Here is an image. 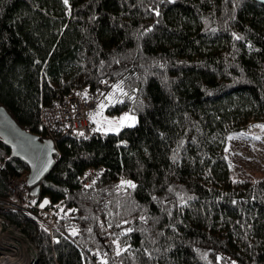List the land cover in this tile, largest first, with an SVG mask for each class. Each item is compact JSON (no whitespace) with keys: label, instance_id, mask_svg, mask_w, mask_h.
Returning a JSON list of instances; mask_svg holds the SVG:
<instances>
[{"label":"trees","instance_id":"16d2710c","mask_svg":"<svg viewBox=\"0 0 264 264\" xmlns=\"http://www.w3.org/2000/svg\"><path fill=\"white\" fill-rule=\"evenodd\" d=\"M73 88L102 90L106 114L137 122L54 135L59 154L34 199L61 204L56 240L3 212L36 244L31 264H264V178H232L224 153L230 134L264 130V5L0 0V104L42 139L41 108ZM1 162L3 199L28 169L0 140Z\"/></svg>","mask_w":264,"mask_h":264},{"label":"built area","instance_id":"2783aa9c","mask_svg":"<svg viewBox=\"0 0 264 264\" xmlns=\"http://www.w3.org/2000/svg\"><path fill=\"white\" fill-rule=\"evenodd\" d=\"M105 93L102 90L91 94L86 88H73L67 94L59 99H56L50 106L42 107L40 110V124L44 129V137L53 139L57 132L69 130L73 134L89 137L97 132L98 128L92 125L91 112L95 111L99 105L102 96ZM3 168V162L0 163V169ZM103 170L102 165H97L86 169L83 174L78 177V183L82 187H89L100 176ZM27 173L20 176L12 177L9 180L8 191L5 198L0 199V210L20 212L21 214L32 218L36 225L43 231L53 242V232L55 223L59 217H64V213H57L58 205L47 206L49 211H43L39 207V201H36L29 193L26 186ZM45 206V207H46ZM45 209V208H44ZM53 209V210H51ZM48 210V209H45ZM0 211V261L3 257H10L16 264H30L36 255L29 254L26 249L32 246L31 242L24 244L25 240L21 241L17 237H27L22 231V228L16 227L15 223H9L5 219V214ZM13 230V237L5 233L6 230ZM14 241H13V240ZM56 240V239H55ZM22 253V258L18 253Z\"/></svg>","mask_w":264,"mask_h":264},{"label":"rangeland","instance_id":"374dc122","mask_svg":"<svg viewBox=\"0 0 264 264\" xmlns=\"http://www.w3.org/2000/svg\"><path fill=\"white\" fill-rule=\"evenodd\" d=\"M112 95L113 94H108L105 97H109L108 98L109 100ZM103 103L104 100L101 103H99L96 110L91 112L90 115L92 119L91 120L92 125L96 126L98 130H101L104 133H109V132L115 133L121 130L123 127H130L136 124L137 117L135 114L130 112H124L120 115H113V116L108 115L104 112ZM42 139H45V137L43 136ZM51 140L53 141V139ZM224 153L229 161V173L230 176H232V178H236V179L264 178V130L258 124L251 123L246 127H244L242 130H240L239 132L230 134L227 139L226 145L224 147ZM131 182L132 180L128 179L127 177L124 176L121 177V183L130 184ZM38 201L40 203L39 207L43 208V211L50 210L51 206L50 207L46 206L47 204L46 199H42ZM56 205H58L57 213H64L61 204H56ZM44 208L48 210H45ZM5 219H7L9 223H14L6 216ZM34 224L36 225L35 222ZM15 226L18 227L19 229L22 228L19 225H15ZM37 228L41 230L38 226ZM13 230H16V228H12L11 231L6 230L5 233H8L10 234V236L13 237V233H12ZM25 235L27 236L26 238L17 237L16 239L21 241L25 240L24 242L25 245L28 244V241L31 242L32 246L28 247L26 249V252L29 254L33 253L35 255V250H36V255L35 258L33 259V261H35L38 257L39 250L36 244L34 243V241H32V239H30L26 233ZM18 254L22 258L23 254L21 252Z\"/></svg>","mask_w":264,"mask_h":264},{"label":"water","instance_id":"95a60500","mask_svg":"<svg viewBox=\"0 0 264 264\" xmlns=\"http://www.w3.org/2000/svg\"><path fill=\"white\" fill-rule=\"evenodd\" d=\"M264 5V0H255ZM0 140L9 158L20 161L27 169L26 186L32 197L38 196L42 180L52 170L59 152L51 139H40L23 129L0 104ZM35 262V261H33Z\"/></svg>","mask_w":264,"mask_h":264},{"label":"bare ground","instance_id":"6f19581e","mask_svg":"<svg viewBox=\"0 0 264 264\" xmlns=\"http://www.w3.org/2000/svg\"><path fill=\"white\" fill-rule=\"evenodd\" d=\"M0 264H16L15 261L10 257H3L0 261ZM18 264V263H17Z\"/></svg>","mask_w":264,"mask_h":264}]
</instances>
